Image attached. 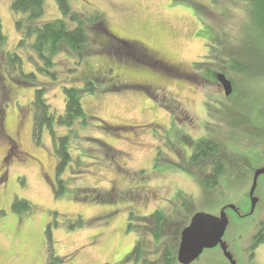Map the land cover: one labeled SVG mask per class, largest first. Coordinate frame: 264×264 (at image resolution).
Wrapping results in <instances>:
<instances>
[{"label":"rangeland","instance_id":"374dc122","mask_svg":"<svg viewBox=\"0 0 264 264\" xmlns=\"http://www.w3.org/2000/svg\"><path fill=\"white\" fill-rule=\"evenodd\" d=\"M244 2L71 0L82 13L98 10L114 35L141 42L167 68L121 56L108 49L107 36L90 29L93 50L79 65L61 52L54 80L38 71L42 63L35 52L18 48L16 21L21 14L13 11L12 0H0L8 36L5 50H16L23 59L21 70L38 78L34 86L22 83L19 68H10L7 57H1L0 264H49L51 256L60 258L54 264H143L130 254L145 216L155 209L171 211L184 200L188 221L197 213L218 216L229 205L249 212L254 172L264 168V68L257 66L264 49L250 28ZM60 16L56 1L46 0L40 22ZM247 59L254 62L241 67L246 74L250 69L245 75L235 64ZM210 69L214 79L205 73ZM218 73L232 81L230 96ZM88 81L97 88L82 93L88 124L73 140L74 161L63 175L67 190L57 196L51 135L45 132L41 143L34 136L35 88L46 87L48 102L60 114L65 110L64 87L84 89ZM105 122L117 128L107 129ZM57 131L64 134L68 128ZM203 138L218 141L225 150L218 156L227 159L226 173L211 191L200 182L211 161L189 170L194 146ZM186 195L193 198L191 204ZM255 196L258 203L251 215L240 218L226 210L224 243L237 264H264V243L254 253L251 248L264 221V174ZM16 198L28 199L32 210L14 211ZM190 264L231 262L217 246Z\"/></svg>","mask_w":264,"mask_h":264},{"label":"trees","instance_id":"16d2710c","mask_svg":"<svg viewBox=\"0 0 264 264\" xmlns=\"http://www.w3.org/2000/svg\"><path fill=\"white\" fill-rule=\"evenodd\" d=\"M55 1L61 12V16L42 23L40 20L45 14L46 0H12L13 11L21 14L16 21V28L21 34L18 48H30L38 55L42 63V65L38 66V71L42 74H46L52 79L57 80L58 74L53 69L56 64V58L61 52H66L70 56L75 57L79 65L84 59L85 54L93 50L89 41L88 30L90 29L95 30L101 38L102 36H107L108 49L116 51L121 56H123L122 54L131 55L132 58H139L138 61H143L154 67H165V63L156 57L155 54H152L143 44L131 42L114 35L106 27L104 18L98 10L82 13L73 8L71 0ZM244 4L247 16L251 22L250 28L252 27L257 39L262 41V48L264 49V0H245ZM71 23L75 25L71 26ZM7 44L8 36L3 31L2 19L0 17V59L1 57H7L6 60L10 68H19L23 81L17 79L22 83L36 85L38 79L37 74L35 72L25 73L21 70L23 62L22 56L16 50L6 51ZM244 54L246 57H250L249 50H246ZM120 55L119 57H121ZM119 57L117 56L120 60L121 58ZM262 57L264 58V55ZM263 58L261 62H256L259 68H264ZM237 61L240 62L235 64V68H238L243 74L248 75L250 69L246 74L241 67L248 64V68H250L253 66H251V62L254 61L250 59ZM207 71L205 72L207 76L214 79V70L210 69ZM125 87L128 86H123V88ZM140 87L145 88V86ZM111 89H118V87ZM96 90L97 88L92 81H88L84 89L75 86H65V110L59 114L54 111L47 100L46 87L37 86L35 88L33 99L34 136L37 142L41 143L42 136L45 132L48 131L51 135L57 158L55 187L57 196H61L67 190V182L63 178V175L74 161V156L71 151L73 140L79 137L80 127L88 124V114L83 107L82 93L84 91L94 93ZM104 126L110 130L117 128L109 125L107 122L104 123ZM60 127L68 128V131L64 134L59 133L57 129ZM103 145L104 147L107 146L108 150L113 149L104 143ZM222 149L221 144L215 139L203 138L196 142L190 156L191 166L189 170L194 166L201 167V165L209 161L211 162L208 166H214L212 171L209 170L206 174L204 173L202 178L199 177L201 185L206 191L215 189L219 185L221 177L226 173L225 160L227 159L218 156L222 153ZM223 151L225 150L223 149ZM224 153L229 158V153L227 151ZM216 160H220L222 166L216 164ZM76 162L78 166L82 163L79 158ZM200 169L203 173L204 169ZM89 195L87 197L93 198L92 194ZM186 196L189 200L188 203L191 204L193 198L188 195ZM105 200L103 199V201ZM185 204L186 202L183 200L181 207L174 205L171 211H167L165 208H158L150 215L145 216V223L140 226L138 239L130 254L135 262H142L143 264H180L178 261V250L181 233L190 223L187 220L186 212L183 211ZM12 209L14 211L30 212L32 206L28 199L16 198L12 203ZM133 217L134 215L132 214L131 220ZM129 227H133L132 222L129 223ZM261 243H264V221H261L258 232L254 236L253 247ZM149 244H152V248L149 247ZM56 259L59 260L60 258L51 256L49 264H54V260Z\"/></svg>","mask_w":264,"mask_h":264},{"label":"water","instance_id":"95a60500","mask_svg":"<svg viewBox=\"0 0 264 264\" xmlns=\"http://www.w3.org/2000/svg\"><path fill=\"white\" fill-rule=\"evenodd\" d=\"M218 81L222 84L226 96L233 93V83L225 73H218ZM264 174V168L255 170L253 185L250 196L252 198L251 212L253 213L258 203V197L255 191L258 179ZM226 208L236 209V206L229 205L224 207L218 216L207 213L195 214L188 226L181 233V240L178 250V261L180 264H190L198 259L206 249L221 247L226 258L231 264H237L233 256L228 251L224 243V236L229 225V218L226 214Z\"/></svg>","mask_w":264,"mask_h":264},{"label":"flooded vegetation","instance_id":"af4514ba","mask_svg":"<svg viewBox=\"0 0 264 264\" xmlns=\"http://www.w3.org/2000/svg\"><path fill=\"white\" fill-rule=\"evenodd\" d=\"M137 42V41H136ZM138 43V42H137ZM141 43V42H140ZM142 44V43H141ZM145 46V45H144ZM146 47V46H145ZM146 48H148V47H146ZM149 50V49H148ZM150 52H151V50H149ZM152 53V52H151ZM152 54H154V53H152ZM227 76V75H226ZM219 84L222 86V84L219 82ZM223 87V86H222ZM11 138V140L12 141H14L15 142V140H13V138L12 137H10ZM198 141V140H197ZM214 162V161H213ZM216 164H220L221 165V162H220V160H216V162H215ZM215 164V165H216ZM225 164H226V160H225ZM222 166V165H221ZM213 167L214 166H208V168H209V170L210 171H212L213 170ZM208 169L206 170V171H204V173L206 174L208 171H209ZM204 173H203V176H204ZM254 174H255V172H254ZM253 177H254V175H253ZM255 194V193H254ZM249 197H250V210H249V212L246 214V215H251L252 213H250L251 212V207H252V198H251V196H250V194H249ZM227 209V208H226ZM230 209V208H229ZM233 212H234V214L235 215H238L240 218H244L246 215L245 214H242L240 211H239V208H237V206H236V209H231ZM227 212V211H226ZM258 232V229H257V231H256V233ZM255 233V234H256ZM254 234V235H255ZM261 244H263V243H261ZM261 244H259L258 246H256V247H253V244H252V246H251V248L253 249L252 250V253H254V251L255 250H257V248L261 245Z\"/></svg>","mask_w":264,"mask_h":264}]
</instances>
